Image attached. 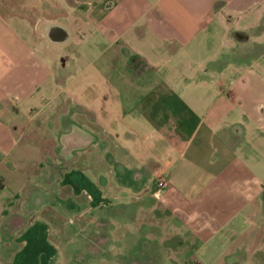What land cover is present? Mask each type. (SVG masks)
<instances>
[{"label": "crops", "instance_id": "1", "mask_svg": "<svg viewBox=\"0 0 264 264\" xmlns=\"http://www.w3.org/2000/svg\"><path fill=\"white\" fill-rule=\"evenodd\" d=\"M3 1L5 264H264V0Z\"/></svg>", "mask_w": 264, "mask_h": 264}, {"label": "rangeland", "instance_id": "2", "mask_svg": "<svg viewBox=\"0 0 264 264\" xmlns=\"http://www.w3.org/2000/svg\"><path fill=\"white\" fill-rule=\"evenodd\" d=\"M25 0H5L3 1L4 4H8L10 3V7H11V11H16V9H18L20 6L22 7L21 12H25L28 15V18L30 20H33L34 18H37L35 13H39L38 10H34L33 8H29L28 4H26L24 2ZM2 3V1H1ZM63 9V6H52L51 1L50 4L48 6V8L43 9L42 13L47 14L48 16H56L57 14H60L61 10ZM19 10V9H18ZM89 58H91V56H89ZM81 75V74H79ZM96 82V81H94ZM76 84H80L82 83V81H75ZM80 245H82V243L80 242ZM141 245V244H140ZM74 250L75 255L73 256V254L71 253ZM116 250V248L114 249V251ZM83 253L84 250L82 247L80 248H76V249H70V253L65 252L64 256L62 258L58 259V264H83L84 259H83ZM111 260V259H108ZM0 264H5L4 259L0 256ZM106 264H113L112 260L111 261H107Z\"/></svg>", "mask_w": 264, "mask_h": 264}, {"label": "built area", "instance_id": "3", "mask_svg": "<svg viewBox=\"0 0 264 264\" xmlns=\"http://www.w3.org/2000/svg\"><path fill=\"white\" fill-rule=\"evenodd\" d=\"M157 183H158V185H161L162 184L161 181H158Z\"/></svg>", "mask_w": 264, "mask_h": 264}]
</instances>
